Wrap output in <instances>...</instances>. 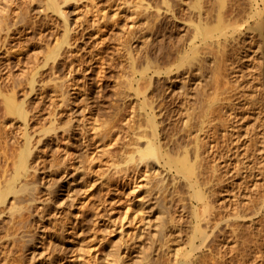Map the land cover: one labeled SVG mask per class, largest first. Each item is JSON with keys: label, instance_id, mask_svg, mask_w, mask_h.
<instances>
[{"label": "rangeland", "instance_id": "1", "mask_svg": "<svg viewBox=\"0 0 264 264\" xmlns=\"http://www.w3.org/2000/svg\"><path fill=\"white\" fill-rule=\"evenodd\" d=\"M56 1L60 7L69 9V20L53 9L51 0H0V85L5 82L1 87L3 95H0V191L7 189L11 181L19 189L18 193L6 195L0 204L2 217L6 218L0 226V264H3L5 254L7 264L181 263L191 249L189 237L194 226L187 223V218V221L180 218L189 213L182 205L188 201L189 190L183 187L181 179H176L174 170L165 166L163 171L164 174L167 172L169 184L159 180L156 182L160 186L156 187L159 184L150 179L148 181L153 184L148 185L151 188L149 194L146 192L147 178L143 176L140 178L143 187L136 186V191L132 188L134 192L127 191L131 192L129 195L117 188L116 178L122 172L132 170L137 163V142L133 137L146 128L141 117L146 87L141 78L147 74L150 62L168 54L173 59L180 56V51L195 40L199 27L217 16L223 1L169 0L174 5L173 12L168 13L170 20L158 17L156 12L154 17H149L144 10L149 1L156 6L162 0ZM226 1L237 5L239 18L250 16L251 0ZM259 8L260 16L251 19L244 30L243 37L248 42L245 47L249 51L244 55L241 47L235 52L230 48L232 53L229 52L225 62L222 60L224 64L215 66L217 70L211 74L210 81L206 79L209 73L205 72L204 77L193 72L186 81L187 91L178 92L180 80L186 74L180 78L174 74L169 77L166 73L159 76L160 91L167 87L168 77L175 84L166 121L173 118L165 121L161 128L167 139L178 138L179 146L174 143L169 148L180 149L182 142L184 149L186 146L194 148L197 145L195 136L199 135V142L203 143L200 145L205 143L207 152L214 154L216 151L219 156L229 153L230 157L220 162L227 169L231 168L230 174L239 175L231 181L233 183L227 184L229 188H225H232L230 191L235 195L228 191L227 196L223 192L222 197L214 199L216 207L228 204L230 210L227 209L225 214L231 216L239 210L245 216L237 219L239 225L235 234L223 224L224 227L217 229L219 232L216 230L217 236L211 237L217 240L224 237L216 246L221 254L225 250L224 264H264V0H260ZM250 37H255L256 42L252 45ZM2 38H6V42ZM72 62L77 64L72 72L73 81L69 73ZM231 62L242 68L239 75L244 77H238L237 82L229 73ZM148 76L155 74L149 70ZM203 80L205 84L201 85ZM138 85H142L141 91H137ZM11 95H15L13 97L21 107L19 113H10L6 109V96ZM202 97L210 98L218 109L219 99L227 102L226 108L233 101L235 115L231 110L227 113L217 111L210 121L212 126L217 123L213 129L208 122L207 126L202 125L200 132L185 126L189 119L187 112L198 110ZM212 131L220 132V135L225 133L227 137L218 135L221 137L218 142ZM234 144L240 147L235 148ZM26 154L28 158L35 157V168L14 179L18 164ZM68 161L77 164L72 168ZM66 166L74 176L70 183L60 182ZM172 175L174 179L170 177ZM176 180L181 186L176 185ZM134 193L141 195L133 201ZM155 194L157 197L159 194L158 198L162 196L159 205L164 202V196L169 200L167 202L172 201V205L166 204L172 206L171 214L175 211L172 209H180V213L178 210L174 213L177 212L180 223L168 222L169 229L173 228L171 232L175 231L171 237H161L153 230L161 216L157 212L159 208L153 209L155 205H149L158 206L154 201ZM148 195L154 199L150 196V200ZM223 197L229 199L225 204L218 203L224 200ZM142 201L145 206L140 205ZM32 204L35 206L29 213L26 207ZM44 205L52 206L49 207L52 211L42 213ZM139 208L146 210L142 209V212ZM79 213H83L82 218L78 217L83 220L79 234H61L63 226L73 224ZM141 218L150 223L145 221V224ZM182 220L186 222L183 224ZM151 224L153 227L149 231ZM43 226L49 234L44 240ZM144 228L145 231L139 230ZM129 243L133 251L128 258H123L125 245ZM197 244L200 245L198 239ZM32 246L39 247V251L33 253Z\"/></svg>", "mask_w": 264, "mask_h": 264}, {"label": "bare ground", "instance_id": "2", "mask_svg": "<svg viewBox=\"0 0 264 264\" xmlns=\"http://www.w3.org/2000/svg\"><path fill=\"white\" fill-rule=\"evenodd\" d=\"M222 1L223 2L220 6V9H219L217 16L211 22L205 24L204 27H202V28L199 27V30L197 32V36H195V40L187 46V48L189 47L188 49L184 48L183 51H180L182 53L180 56L173 59L170 57L169 54L168 55L166 54L167 56H165L164 58L159 56V57L155 58V60L150 62L149 66L147 68V74H148V71L151 70V71H153L155 76H152V77L148 76L149 77L148 78L147 74L146 75L143 74V76L141 78L143 80V82H142L143 86L146 87V90L144 91V99H143V102L141 103V110H142L141 117H143L142 119H144L146 122V126H145L146 128L142 129V131L139 133H135L134 137H133L134 140L137 142V146H136V148H137L136 150L138 153L137 163H136V166L132 170L122 172L118 177L119 179L116 178L117 184L115 182V184L117 185V188H119L123 194H125V193L129 194L127 191H131L132 188L135 189L136 186H138V185L140 186V188H141V186L143 187V185L141 184L140 178L145 176V178H147V181H146L147 185L146 186L148 187V189L146 188L147 189L146 192H149V194H150L151 188L148 185L151 182H149L148 180L152 179V181L157 183V184H159V182H156V181L166 180L165 174L167 172L164 174L165 171H163L164 170L163 168L166 166V168L169 167L171 170H174L175 174H177V175H175V178L176 179L180 178L181 179L180 182L183 183V187H187V189L189 190V195H187L188 201L187 202L185 201V204L183 203L182 205H184L183 206L184 208L189 209L188 210L189 213H187L188 215H185V213H184L185 216H183V214H182L183 217L181 216L180 218L181 219L184 218V220H186V218H187L189 220V222H187V223L194 225L193 231H192L193 233H191L192 235H191V237H189V239L191 238L189 240L190 245H191V249L187 252V258H185V260L183 262H181V263L179 262L176 264H224L225 259H224L223 254H225V250L223 249L224 253H222V254L220 251L216 250L218 248V247L216 248V246L218 245L217 241L219 239L222 240L224 237L218 238V240L216 238H214V239H212V238H213V236L214 237L217 236L218 233L216 232V230L218 228L220 229V227L223 224H225L224 226L226 229H229L230 231L234 232V234H235L237 226L239 225V221L237 219L241 218V216H242V213L239 210H236L235 207L233 210H236V211L233 213V215H231L232 217L230 216V213H229V215H227V213L225 214L226 210L230 208V207L228 208V204L225 207L223 206V204L219 205V207H216L217 205H214L215 197H222L223 192L225 193V195L226 194L228 195V191H229V193L233 192V191H230L232 188L230 190H227L225 188L226 187L229 188L227 186V184L230 183L231 181H234L236 179V176L238 173L233 172L235 174H233V173H232L233 175L230 174L231 168H230V170L227 169L225 166H222V164L220 162V160H225L226 158H229L230 157L229 153H228V155L226 154L227 156H224V155L219 156V154L216 153V151H214V154L207 152V149H205L206 146H204L205 143L202 146L200 145L203 143H200L201 141L199 142V139H200L199 135L195 136L197 145H195L194 148H192V147L187 148V146L185 145L186 148L184 149L182 147V143H183L182 142L180 149H177V150H175L173 148L170 149L169 148L170 145H174V143H176V144L179 143V142H176V140H178V138L173 139V137H172V139H167L166 136L161 132V128L163 125H165L164 123L166 121V117H168V114L170 113V110H171V109H169L170 106H168L169 101L171 100V98L174 94V93L171 94V92H173V90H174L175 84H174L172 78H169L170 74H174L179 78L183 74H184L183 76H185V74L187 75L186 77L181 78V80H180V81H182L181 84L178 82V84H180V89H181V91H179L180 90L179 89L178 92H186L188 89L187 85H186V81H188V78H189L188 76L192 75L193 72L195 74H198V75L201 74L200 76H202V74H203L204 77L206 76L205 72H206V74L209 73L208 75H210V76L207 75L208 78H206V79L208 81H210L211 80V74L213 75L216 73L217 68L215 69V66L219 67L220 63L225 62L224 60L227 59L229 52L232 53L230 51V48H232L234 50L233 52H235L236 48L238 49L239 47H241L242 49H240V48L239 49L244 52V55H245V52L248 50L247 49L248 47H245V45H246L245 43H248L247 39H246V37H243V35H245L244 30L246 28V25L249 22H251V19L256 20L260 16V14H261V11L259 10L260 9L259 8L260 0H251V2L249 3V5H250L249 15L250 16H247L246 19L239 18L240 14H238V7L234 2H233L234 3L233 4V3L228 1L230 3L229 4V3H227L226 0H222ZM51 4H52V7L55 11L59 12L62 16H64L66 20H69V14H68L69 9L60 7V5L58 4V2L56 0H51ZM173 7H174V5L172 3H170L169 0H168V2H167V0H162L156 6L152 5L151 2L149 1L147 3L146 7H144L145 8L144 10H145V12H147V14H149V17H151V16L154 17V12H156L158 17L168 19L170 16V15H168V13L173 12V9H174ZM153 9H156V10L154 11ZM168 20H170V19H168ZM151 34H150V36H151ZM252 36H253V34H252ZM250 38H251L250 41H251V45H252V43L255 41V37H250ZM152 39H153V37H152ZM2 40L5 41L6 38H5V40L2 38ZM150 40H151V38H150ZM254 44H256V43H254ZM258 46H259V44H258ZM250 49L253 50L252 48H250ZM259 49H260V47H259ZM237 52H241V51L237 50ZM237 54H239V53H237ZM241 54H242V52H241ZM246 58H248V57H246ZM164 59L166 60L165 62H163ZM236 59L239 62L240 58L238 57ZM222 60H223V62H222ZM240 61H241V59H240ZM230 64L232 66V68L230 69V72L227 69H225V70L228 71L232 75L231 78H233V77L236 78L234 80L237 82V79L239 81L238 77H240V76L242 78L244 77L243 74L239 75V73L241 72V70H240L241 67L237 68V66H239V65L237 63L235 64V62H231ZM76 66H77L76 63H74V62L71 63V70L69 71V73H70V78L72 81L75 78V76L72 75V72L74 71ZM227 68H229V67H227ZM164 73H166V75L167 74L169 75L167 80L170 83L168 82L167 87L163 91H160L161 88L159 89V87H160L161 79L159 78V76H161ZM63 74L66 75V72H64ZM200 80H202V79H200ZM207 80H206V82H207ZM2 83H3V81H2ZM200 83H202V81ZM3 84H2V86H3ZM204 84H205V82L203 80V84H201V85H204ZM2 86L0 85V95L1 96L3 95V94H1V93H3L2 92L3 89L1 90ZM141 86L142 85H138L137 91H141ZM14 87H15V85H14ZM178 94H180V93H178ZM13 96H15V95L6 96V101H5L6 109L10 113H14V111H17L19 113L21 111V107H19L18 103L15 100V97H13ZM202 98H203V100L199 101V102H201L200 104H202V105L199 104L200 106L197 107L198 110L195 109L194 112H192V113H191V111L187 112V116L189 119H187L188 123L185 126H187L189 128L192 127L194 129L197 128L196 130L199 131L200 129H202L201 128L202 125H204L203 127H205V125L207 126L206 123H208V122L210 123L209 125L213 124L210 121H211L212 115L215 112L220 111L221 113H223V112L227 113L228 111H230V110L233 111L235 109V107H234L235 103H233V101L226 108L227 102L226 101L223 102L224 99H219V102H220L219 108L220 109H218L215 107V103L210 98L209 99L208 98L204 99V97H202ZM173 102H172V104H173ZM174 106H175V104H174ZM171 107H172V105H171ZM177 107H176V109H177ZM173 109H175V108H173ZM172 113H174V112H172ZM188 113H190V114L188 115ZM176 114L177 113L175 112L174 115H176ZM233 114H234V111H233ZM21 115H23V114H21ZM172 118L173 117H171L170 119H172ZM170 119H168V120L170 121ZM226 119H227V116H226ZM169 121H166V122H169ZM227 122H229V121L227 120ZM229 123H231V122H229ZM216 124H214V125H216ZM213 126L211 129H213ZM216 127L217 126H215V128ZM235 127H236V123H235ZM235 127H234V129H235ZM171 128H173V127H171ZM167 131H169V130H167ZM219 131H222V130H219ZM226 131L228 132V129ZM227 132H226V134H227ZM213 133H215V132H213ZM229 133H230V130H229ZM209 134H208V137L210 136ZM230 134H232V132ZM211 135H213V134H211ZM218 135H220V132L218 134V132L216 131V133H215L216 137L214 136L215 137L214 139H216L218 137ZM223 135H220V136H222V138H223ZM224 136L227 137V135H224ZM191 137L192 136H190V139H191ZM218 138H217V141L218 140L220 141L221 137L219 139ZM192 139H193V137H192ZM237 139H238V137H237ZM240 140H239V142H241ZM208 141H209V139H208ZM230 141H232V139ZM193 142H195L194 139H193ZM211 142H212V140H211ZM216 142L214 143V145L216 144ZM223 142H224V139H223ZM225 143H227V142H225ZM234 143H235V140H234ZM185 144H186V142H185ZM209 144H210V142H209ZM178 146H179V144H178ZM188 146H189V144H188ZM232 146L234 147L235 144ZM237 146L240 147L239 145H237ZM237 146H235V148ZM216 147L218 148L219 146L216 145ZM230 150H233V149H230ZM69 151L70 150H68V152ZM234 151L237 152L235 149H234ZM227 152H228V150H227ZM229 152L231 153V151H229ZM234 157L236 158L237 156H234ZM34 158H28L27 154L22 157V159L20 160V162L18 164L14 179L19 178L20 176H22L26 172H29L35 168V166L33 165ZM222 158H224V159H222ZM68 163H69V166L72 168L75 167L77 164L75 161H68ZM221 166L225 167V169H222ZM70 173L71 172L67 169V166H66V168L64 170V175H63V177L60 178L61 179L60 182L63 181L62 183H64V182L70 183V181L74 179V176H72ZM162 173L164 175H162ZM173 175L170 177H173ZM168 176H167V178H168ZM173 179H174V177H173ZM168 180H170V179H168ZM178 181H179V179H178ZM178 181L176 180V182H175L176 185L180 183V182L178 183ZM166 182H167V180H166ZM175 183H173V185ZM231 183H233V182H231ZM151 184H153V183H151ZM9 185L10 186H8L7 189L0 191V204H1L2 200L5 199L4 197L6 195H8L9 193H18L19 192V189H17V187L14 186L12 181L9 182ZM158 186H160V184L157 185L156 187H158ZM143 189L144 188H142L141 190H143ZM162 189L164 190V188H162ZM165 190H168V189H165ZM68 191H70L69 188H68ZM135 191H136V189H135ZM131 192H130V194H131ZM143 192H145V190ZM164 193H166V192L164 191ZM233 194H234V192H233ZM140 195H141V193H137V194L134 193L133 196H135V197H133V201L135 199H137V197H140ZM157 195L159 197V194H157ZM238 195H239V193H238ZM150 196H149V199H150ZM229 196H230V194H229ZM33 197H32V200H35L34 199L35 197L34 198ZM155 197H156L155 199L153 197L152 198L154 199V201L156 200L155 201L156 203L158 202V206L156 204H149V205L150 206L155 205V208L153 207V209L157 208V210H158V208H159V211H157V212H159L161 216L159 217V215H158L160 221L154 223L155 229H153V230L156 232L155 234L158 233L159 236L162 235L165 237V236L169 235L171 237L172 235H175V234H173V232H175V231L171 232L173 230V228L171 227L172 229H169L170 226L168 225V222H169V224L170 223L174 224L175 221H176L175 223H177V224L180 223V219H179V221H177L178 218L176 217L177 212H179L180 209L178 210V209L174 208V206H173L174 209H172V211L173 210H175V211L178 210V211L176 212V214H174L175 213V211H174L172 213L174 215H172L170 212V208H172V206H171L172 201H170V203L167 202L168 199L165 200V196H164L163 197L164 199H162V200H164V202L162 201L163 203L161 205H159L162 196L160 198H158L155 194ZM167 198H169L170 200L172 199L171 197H167ZM223 198H224V200L218 201V203L222 202L225 204V202H227L226 200L229 199V198L225 199V197H223ZM234 198H235V196H234ZM234 198H233V201H234ZM129 199L127 201L132 200V199L131 200H129ZM218 200H220V199H218ZM231 200H232V198L230 199V201ZM146 201L148 202V200H146ZM235 202H236V200H235ZM144 204H145L144 201H142L140 203V205H144ZM166 204H171V205L168 206ZM182 205H180V207H182ZM237 205H240L239 201H238ZM34 206H35V204H32L31 206L26 207V210L29 213H32V209L34 208ZM234 206H236V204ZM49 207H52V206L44 205V208L42 209V213H45V212L50 213L52 211V208H49ZM177 207H179V206H177ZM183 207H182V209H184ZM223 208H225V211L223 210ZM238 208H240V206H238ZM139 209H141V211H142V209H145V208H139ZM126 211L128 213H130L128 210H126ZM183 211L185 212V210H183ZM188 211H186V212H188ZM231 211H229V212H231ZM142 212H144V211H142ZM181 213H182V211H181ZM2 214H3V212L0 210V226L2 225L3 222L5 223V220H6L5 217H2ZM136 216H134V217H136ZM140 216H138V217H140ZM144 216H142V217H144ZM21 217H23V216H21ZM78 217L82 218L83 213H79L77 215V218L73 224H70V225L68 224V225L63 226V231L61 234L68 233V236L69 235L70 236H77V234H79V231L82 229V221H83V220H80ZM233 217L236 219L233 220L234 219ZM242 217H245V216H242ZM231 218H233V219H231ZM39 219H41V216H39ZM135 219H133V220H135ZM144 219L145 218H141V221H143ZM157 220H158V218H157ZM145 221L150 223V221H147V220H145ZM145 221H143V222L145 223ZM186 221L183 222V220H182L183 224ZM136 223H137V219H136ZM140 223L141 222H139V224ZM144 223H141V224H144ZM191 225H189L190 228H192ZM224 226H222V227H224ZM143 227H144V225H143ZM152 227H153L152 224L148 225V230L150 231L152 229ZM175 227H179V226H175ZM43 228H44V230H43L42 234H43V240H44V239L49 237V234L46 230V227L43 226ZM139 230L145 231V228H144V230L143 229H139ZM215 233H217V234L215 235ZM132 236L134 237V234ZM157 237H158V235H157ZM197 239L200 241V245L197 244ZM221 240H219V241H221ZM30 241L33 242L34 239H31ZM153 241L155 243V240H153ZM129 245H130V243L128 245H125L126 248L123 251L125 256L123 254L122 255V256H124L123 258H128L129 254H131V252L133 251V249L131 250L132 247H130ZM32 248H33V246H32ZM220 248L221 247H219V249ZM1 249H2V247H1ZM33 250H34L33 253L38 252L39 247L35 246L33 248ZM4 251L5 250H3V253H4ZM120 254H122V253H120ZM6 255L7 254L4 255V258H2V259H4V260H2L3 264H7L6 262L8 261V256H6ZM1 257L2 256H0V258ZM149 258H150V256H149ZM145 259H147L146 256H145ZM158 260H160V259H158ZM161 260H163V258ZM147 261L148 260H146V262ZM153 264H160V262L159 263H153ZM168 264H171V263L169 262Z\"/></svg>", "mask_w": 264, "mask_h": 264}]
</instances>
